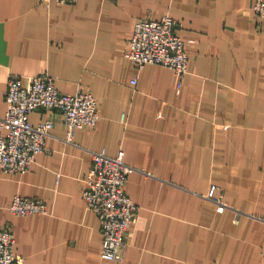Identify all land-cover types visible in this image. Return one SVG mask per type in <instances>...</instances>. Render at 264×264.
Returning a JSON list of instances; mask_svg holds the SVG:
<instances>
[{
    "label": "crops",
    "instance_id": "1",
    "mask_svg": "<svg viewBox=\"0 0 264 264\" xmlns=\"http://www.w3.org/2000/svg\"><path fill=\"white\" fill-rule=\"evenodd\" d=\"M253 5L0 0V117L9 78L43 73L61 92H92L100 115L68 142L57 110L33 111V124L55 122L45 149L25 173L0 169V226L28 264H264V18ZM165 15L189 52L182 79L126 56L135 22ZM99 150L124 151L133 168L126 191L138 219L121 261L102 256L101 221L83 197ZM212 183L223 211L206 198ZM17 194L48 212L13 214Z\"/></svg>",
    "mask_w": 264,
    "mask_h": 264
},
{
    "label": "built area",
    "instance_id": "2",
    "mask_svg": "<svg viewBox=\"0 0 264 264\" xmlns=\"http://www.w3.org/2000/svg\"><path fill=\"white\" fill-rule=\"evenodd\" d=\"M73 3L76 0H56ZM254 11L264 18V0H254ZM181 23L165 15L160 19L144 18L135 22L126 56L139 68L159 64L175 70L182 79L189 70V52L179 34ZM137 79H133L136 83ZM181 81L179 82V85ZM7 111L0 117V169L5 172L25 173L35 162L36 155L46 147L55 122L46 119L38 124L30 115L38 109L57 110L67 126L66 140L72 142L78 129L94 127L100 118L98 101L87 90L75 93L61 92L56 79L43 73L25 80L11 76L5 95ZM126 116L123 115V120ZM6 129V132L3 130ZM132 166L125 160V152L115 155L105 150L93 152V165L86 179L83 197L88 207L101 221L103 234L102 256L121 261L129 243V235L138 219V205L126 191ZM220 186L212 183L206 198L224 210L226 204L220 195ZM19 216L47 213L48 205L40 198L17 194L9 206ZM264 221V216L261 218ZM15 235L7 226H0V264H28L26 258L15 252Z\"/></svg>",
    "mask_w": 264,
    "mask_h": 264
},
{
    "label": "rangeland",
    "instance_id": "3",
    "mask_svg": "<svg viewBox=\"0 0 264 264\" xmlns=\"http://www.w3.org/2000/svg\"><path fill=\"white\" fill-rule=\"evenodd\" d=\"M208 192V191H207ZM220 195L223 197V193L221 192V189H220ZM219 209V208H218Z\"/></svg>",
    "mask_w": 264,
    "mask_h": 264
}]
</instances>
